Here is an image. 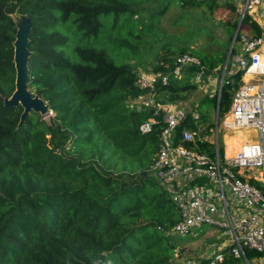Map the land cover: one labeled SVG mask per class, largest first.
Listing matches in <instances>:
<instances>
[{
    "label": "trees",
    "instance_id": "16d2710c",
    "mask_svg": "<svg viewBox=\"0 0 264 264\" xmlns=\"http://www.w3.org/2000/svg\"><path fill=\"white\" fill-rule=\"evenodd\" d=\"M175 5L180 13L203 8L212 17L225 7L239 14L224 23V49L158 47L188 27L169 15ZM238 8L231 0H0V264H180L181 235L169 232L178 211L151 173L162 115L128 101L148 93L138 84L141 69L169 73L176 56L191 53L202 67L185 71L211 73L225 64L237 30V38L264 36L251 14L239 19ZM16 11L32 22L28 88L49 104L50 121L32 111L19 123L23 107L4 105L15 90ZM242 75L228 76L220 97L202 95L178 132L205 126L211 135L214 110L221 122ZM180 81L158 83L156 100L188 99L197 86ZM199 149L210 152V143ZM222 251L221 264L243 258ZM245 253L249 264H264L251 260L264 252Z\"/></svg>",
    "mask_w": 264,
    "mask_h": 264
},
{
    "label": "built area",
    "instance_id": "2783aa9c",
    "mask_svg": "<svg viewBox=\"0 0 264 264\" xmlns=\"http://www.w3.org/2000/svg\"><path fill=\"white\" fill-rule=\"evenodd\" d=\"M231 1L243 8L241 18L247 12L254 15L256 8L264 5V0ZM237 35L222 68L218 97L227 74L241 71L242 81L221 122L219 110H215L211 135H205V126L198 130L184 128L179 133V125L189 110L164 109L156 100L158 83L167 84L171 76L180 79L190 65L202 67L201 60L191 53L176 56L169 73L140 74L138 84L148 93L128 101V105L138 110L144 106L154 107V114L162 115L160 148L151 173L178 211V221L169 232L182 236L203 225L217 227L228 238L230 253L248 260L246 250L264 252V36L251 38L241 34L237 38ZM203 73L201 68L194 78L199 80ZM154 123L155 117H152L141 125V130L149 131ZM221 128L230 139L243 141L235 143L230 151L228 140H221ZM205 141L210 143V152L199 149L200 142ZM208 259L209 264H221L225 252L218 249ZM180 264L195 262L189 260Z\"/></svg>",
    "mask_w": 264,
    "mask_h": 264
},
{
    "label": "rangeland",
    "instance_id": "374dc122",
    "mask_svg": "<svg viewBox=\"0 0 264 264\" xmlns=\"http://www.w3.org/2000/svg\"><path fill=\"white\" fill-rule=\"evenodd\" d=\"M163 2H167L169 0H161ZM226 0H220V2H225ZM239 6V4H238ZM241 6V5H240ZM243 8H238L241 13ZM180 7L175 5L172 10L169 12V15H172V18L177 21V23H182L187 25L188 27L183 30L181 36L178 38L172 39H163L162 41L157 43V46H161L167 41L172 42L175 47L189 46L191 49H201L202 46H216L219 50L224 49L222 44L227 43L229 41L230 31L228 26L224 23L228 20L233 21L235 19V15L232 11L227 10L225 7H221L215 15L212 17L209 15H204L203 8H194L187 7L186 11L180 13ZM252 14V13H250ZM255 18H258L259 13H254L252 15ZM256 20V19H255ZM258 22V20H256ZM259 23V22H258ZM260 24V23H259ZM264 24V23H263ZM264 31V26L260 25ZM246 32L249 30L244 28ZM232 44V41L231 43ZM231 47V45H230ZM229 52V51H228ZM214 54V53H213ZM228 56V55H227ZM226 62V61H225ZM224 66V65H223ZM220 66L213 70L211 73H203L199 80H196L195 74L191 72L185 71V73L180 78V82H193L197 89H195L188 99L178 100L176 102H172L169 100H163L161 96L158 97V102H160L161 106L164 109H168L169 107H183L186 110L192 109L199 98L205 93L215 94L218 92V89L221 84V78L223 72L220 70L223 68ZM150 70H140V74L149 73ZM227 74V73H226ZM229 75L227 74L226 77ZM215 111V110H214ZM213 111V113H214ZM52 114L45 116L44 118L48 121L51 120ZM223 128V127H222ZM220 129L221 140H228V148L231 151L232 146L236 143H240L243 140L240 138L233 137L232 139L227 136V132L223 129ZM226 133V134H225ZM245 134V132H244ZM223 141H221L223 143ZM220 142V143H221ZM237 144V145H238ZM223 145V144H222ZM129 179L128 177H126ZM228 238L224 235L223 230L214 226L203 225L201 228L196 229L189 234L182 235L181 238L177 241L178 251L175 255V260L179 263H183L191 260L192 262H196L197 264H207L208 258H210L215 251L218 249L228 248ZM227 253V251H226ZM230 251L226 254L227 257H230ZM261 257V258H260ZM264 260L263 256H256L255 259ZM254 262V259H251ZM263 263V262H260ZM228 264H249V261L245 258L234 259L232 262H228Z\"/></svg>",
    "mask_w": 264,
    "mask_h": 264
},
{
    "label": "water",
    "instance_id": "95a60500",
    "mask_svg": "<svg viewBox=\"0 0 264 264\" xmlns=\"http://www.w3.org/2000/svg\"><path fill=\"white\" fill-rule=\"evenodd\" d=\"M10 15L16 24L15 40L13 43L16 79L15 90L10 96L4 97V105L7 107L22 106L23 111L19 122L22 123L26 119V116L32 111L40 114V116L44 118L45 116L52 114V110H50L49 104L46 103V101L41 98L39 94H33V92L28 88L30 73L29 58L32 54L29 50L30 31L32 28L31 19L28 15L20 14L17 11L10 13ZM237 33L238 30L235 33L234 38ZM229 55L230 50L227 59ZM101 260H103V255L101 256Z\"/></svg>",
    "mask_w": 264,
    "mask_h": 264
},
{
    "label": "bare ground",
    "instance_id": "6f19581e",
    "mask_svg": "<svg viewBox=\"0 0 264 264\" xmlns=\"http://www.w3.org/2000/svg\"><path fill=\"white\" fill-rule=\"evenodd\" d=\"M256 11L259 13V17L257 18L258 22L260 25L264 26V5L260 4L257 8ZM24 24V23H23Z\"/></svg>",
    "mask_w": 264,
    "mask_h": 264
},
{
    "label": "crops",
    "instance_id": "0c3cea01",
    "mask_svg": "<svg viewBox=\"0 0 264 264\" xmlns=\"http://www.w3.org/2000/svg\"><path fill=\"white\" fill-rule=\"evenodd\" d=\"M254 19L257 20V18H255V17H254ZM227 245H228V244H227ZM228 247H229V245H228ZM260 258H261V257H260ZM255 261H256V262H259V263H260V262H264L263 258H262V259H259V260H256V259H255ZM195 264H196V262H195Z\"/></svg>",
    "mask_w": 264,
    "mask_h": 264
}]
</instances>
